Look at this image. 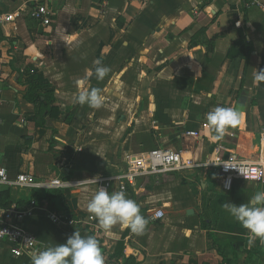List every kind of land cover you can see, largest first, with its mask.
Segmentation results:
<instances>
[{"label":"crops","instance_id":"0c3cea01","mask_svg":"<svg viewBox=\"0 0 264 264\" xmlns=\"http://www.w3.org/2000/svg\"><path fill=\"white\" fill-rule=\"evenodd\" d=\"M37 3L52 12L50 25L31 17ZM18 10L15 21L0 27V167L10 178L24 173L35 182L57 178L67 185L3 187L0 209L26 208L31 190L48 194L33 198L36 207L15 222L45 246L66 242L74 231L95 236L105 264H243L246 230L221 205L246 202L264 186L234 180L225 191L210 163L257 156L264 82L254 72L264 69V0H0V11ZM97 59L111 69L103 80L87 78ZM86 78L104 96L98 109L74 102ZM29 83L45 103L24 98ZM242 95L241 128L213 140L206 113L235 107ZM69 115L74 118L66 123ZM155 147L179 151L192 166L141 175L126 186L148 220L143 234L122 224L104 231L87 211L97 191L88 181L126 171L128 156L141 158ZM117 190L115 183L108 189ZM156 209L161 219L153 217ZM51 212L93 220L70 229L52 221ZM209 233L231 245L219 252ZM254 247L264 264V244L257 240ZM0 264L31 259L1 243Z\"/></svg>","mask_w":264,"mask_h":264},{"label":"clouds","instance_id":"9594fccd","mask_svg":"<svg viewBox=\"0 0 264 264\" xmlns=\"http://www.w3.org/2000/svg\"><path fill=\"white\" fill-rule=\"evenodd\" d=\"M93 63L94 70L87 72V78L95 76L97 80H103L111 69L104 65L101 59ZM87 78L79 82L74 102L98 109L104 103V96L101 89L88 86ZM254 80L258 83L264 82V69L255 70ZM205 118L210 130L217 133L213 140L222 139L227 129L236 128L242 120L237 108L223 106L214 107L206 113ZM228 161L222 162L225 169L230 167ZM221 207L246 230L249 248L254 246L257 240L264 244V191L255 193L246 202H227ZM87 211L98 220L100 228L104 231H110L114 225L122 224L132 233L141 235L148 224L147 218L140 213V206L126 195L123 188L109 192L98 187L87 202ZM32 240L28 239L26 242ZM30 259L31 264H105V255L95 236H82L79 231H74L64 243L40 248Z\"/></svg>","mask_w":264,"mask_h":264},{"label":"built area","instance_id":"2783aa9c","mask_svg":"<svg viewBox=\"0 0 264 264\" xmlns=\"http://www.w3.org/2000/svg\"><path fill=\"white\" fill-rule=\"evenodd\" d=\"M20 14V10L15 12L0 11V27L5 23L15 21ZM30 15L44 26L50 25L52 21V12L44 4L37 3L31 9ZM186 134L195 138L199 137L196 131H186ZM126 160V171L116 175L97 177L91 179L88 183L93 184L96 190H98V187L108 190L115 183L118 190L123 188L125 191L126 186L133 184L138 176L159 174L192 166V163H185L182 160L179 151L168 147H155L149 150L144 157L132 158L128 156ZM227 160H229L227 163L230 167L225 169L222 162ZM210 164L221 175V187L225 191L231 189L234 180L249 181L264 186V132L259 136V147L256 159L246 160L238 158L236 155H231L215 160ZM66 185L65 182L57 178L41 183L35 182L29 175L24 173H19L14 178H10L6 170L0 167V190L3 187L12 186L33 189L38 187L63 188ZM226 185L228 186L226 187ZM35 207L36 201L31 199L29 205L24 209H18L15 206L8 209H0V244L6 243L14 256L26 255L30 258L37 250L46 247L32 233L26 231L19 223L15 222V220H20L28 215ZM48 216L52 221L65 225L66 227L77 226L82 229L86 228L89 222L93 220L91 215L83 218L51 212L48 213ZM153 217L155 219H161L163 217V211L161 209L154 210ZM28 239L33 240L26 242Z\"/></svg>","mask_w":264,"mask_h":264},{"label":"trees","instance_id":"16d2710c","mask_svg":"<svg viewBox=\"0 0 264 264\" xmlns=\"http://www.w3.org/2000/svg\"><path fill=\"white\" fill-rule=\"evenodd\" d=\"M211 51V47L209 48L208 52H206V54ZM207 56V55H206ZM41 96H43V94H41L40 92H38L36 89H34L32 84H28L27 88L24 91V98L34 104H43L45 103L44 100L41 99ZM56 110L55 106H51L50 109L48 110V114L53 115V111ZM74 118L73 115H69L68 117H66L65 121L66 123H70L72 121V119ZM40 192L38 190H31L30 192V198L29 201L33 198L36 197V201L39 202L41 199H45V198H49L48 194L45 195H40ZM9 203L6 204H1V206L7 207L9 206ZM71 216V215H69ZM70 229H78L77 226H70L68 227ZM209 238L212 242V247L216 248L219 252H221L222 247H224L225 245H231L230 242H226L224 244H219L216 242V237L213 233H209ZM121 250V242H118L117 247H116V251L119 252ZM262 252L260 251L259 247H254V248H249L247 250V256L243 262V264H258V259L261 257ZM230 264V261L225 260L222 263L219 264Z\"/></svg>","mask_w":264,"mask_h":264},{"label":"water","instance_id":"95a60500","mask_svg":"<svg viewBox=\"0 0 264 264\" xmlns=\"http://www.w3.org/2000/svg\"><path fill=\"white\" fill-rule=\"evenodd\" d=\"M245 99H246V98H245L244 95L240 96L239 99H238V101H237V103H236V105H235V108L238 109V111L241 113V116H242V117H243V113H244V111H245ZM241 126H242V120H241L240 125L237 126V127H238V128H241Z\"/></svg>","mask_w":264,"mask_h":264}]
</instances>
